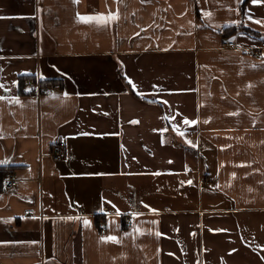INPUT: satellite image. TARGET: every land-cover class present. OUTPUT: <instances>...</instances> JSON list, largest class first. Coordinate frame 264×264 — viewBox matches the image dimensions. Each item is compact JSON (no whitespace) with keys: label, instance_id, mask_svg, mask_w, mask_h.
Masks as SVG:
<instances>
[{"label":"crops","instance_id":"crops-1","mask_svg":"<svg viewBox=\"0 0 264 264\" xmlns=\"http://www.w3.org/2000/svg\"><path fill=\"white\" fill-rule=\"evenodd\" d=\"M261 42L264 0H0V264H264Z\"/></svg>","mask_w":264,"mask_h":264},{"label":"built area","instance_id":"built-area-1","mask_svg":"<svg viewBox=\"0 0 264 264\" xmlns=\"http://www.w3.org/2000/svg\"><path fill=\"white\" fill-rule=\"evenodd\" d=\"M227 47H234L235 44L233 42H227ZM264 48V42H261L259 47L251 49L248 54L251 57H257L259 55V52L261 49ZM25 87L28 88L29 94L40 96V95H48V94H54L56 91L60 90L59 84H53V85H42L41 81L39 79H26L22 83ZM68 148L67 144L62 138H58L55 140V142L51 146L50 150V158L51 160L57 162L64 160L67 156ZM17 178L14 174H8L5 177H3L0 180V191H8L17 186Z\"/></svg>","mask_w":264,"mask_h":264},{"label":"snow or ice","instance_id":"snow-or-ice-1","mask_svg":"<svg viewBox=\"0 0 264 264\" xmlns=\"http://www.w3.org/2000/svg\"><path fill=\"white\" fill-rule=\"evenodd\" d=\"M255 2V0H254ZM113 17H108L107 19H112ZM80 20L82 21H90V20H96L97 22H105L106 18L104 16H95V17H79ZM259 23V21H257ZM129 83H131V81H129ZM186 124L187 123H195V121H184ZM85 223L87 224V221H85ZM108 240H114V237H108Z\"/></svg>","mask_w":264,"mask_h":264},{"label":"trees","instance_id":"trees-1","mask_svg":"<svg viewBox=\"0 0 264 264\" xmlns=\"http://www.w3.org/2000/svg\"><path fill=\"white\" fill-rule=\"evenodd\" d=\"M245 1V0H244ZM4 174H3V171L0 170V178H3ZM100 229V228H99Z\"/></svg>","mask_w":264,"mask_h":264}]
</instances>
